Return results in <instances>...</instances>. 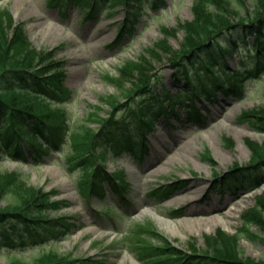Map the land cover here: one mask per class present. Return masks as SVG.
Here are the masks:
<instances>
[{
  "label": "rangeland",
  "instance_id": "rangeland-1",
  "mask_svg": "<svg viewBox=\"0 0 264 264\" xmlns=\"http://www.w3.org/2000/svg\"><path fill=\"white\" fill-rule=\"evenodd\" d=\"M51 1L0 0V10L10 12L15 22L24 24L29 43L51 57L52 67L60 64L64 73L62 84L70 89L72 96L66 107L68 127L72 131L84 129V126L99 130L100 125L91 119L97 116L109 118L112 113L107 106L109 99H115V103L121 105L119 109L140 101L143 95L127 91L132 79H123L122 84L111 79L117 76L118 68L129 61L138 62L148 49H156L150 64L153 70L147 74L148 90L156 86L170 96L183 95L185 86L189 84H184L181 78L185 69L193 83L200 85L193 74L200 66L197 63L192 68L189 65L191 59L210 54L216 56L214 60L220 65L222 63L214 44L195 52L185 60V66L179 61L175 68L166 51L156 47L164 43L169 49L179 48L184 38L180 26L194 19L193 0H143L139 23L131 17L132 7L136 9L134 0H76L78 5L67 4L66 8L65 2ZM119 1L132 7L128 9ZM161 1L163 4L160 5ZM217 1L223 10L230 8L233 11L229 16L234 19L236 15L245 17L254 12L256 1L264 3V0ZM93 9L96 10L90 15ZM163 30H168L169 35L165 36ZM243 32L242 29L238 34ZM252 39L249 37L246 41L249 48ZM241 47L239 52L245 53ZM226 64L220 73L228 77V72L233 70L234 59L228 58ZM232 82L229 80L225 89L230 88ZM241 87L240 97L218 90L211 99L204 98L210 91L201 89L200 97L191 98L198 110L195 121H186L187 110L177 108L174 102L167 108L164 104L163 108L168 112L178 111L180 119L171 116V125L165 123L163 117L156 120L155 127L147 133L144 156L125 155L107 162L108 170L112 173L123 171L129 184L131 205L128 209L118 208L124 213L121 216L102 211L103 207L111 205L112 200L83 201L75 185L80 171L74 168L67 174L58 164L60 152L51 153L40 164H34L30 159L27 163L17 162L1 153L0 173L14 172L20 174L29 186L48 192L57 190L59 194L55 198L68 201L69 206L53 212L51 216H72L80 222V227L64 240L39 250L23 254L15 250L12 253L1 251L0 264H8L13 257L32 261L47 250H56L74 259L92 257L108 264H140L131 252L123 249L129 243L138 244L140 236L134 240L129 236V239L125 238L126 244H116L127 232H137L139 226L157 231L171 246L188 254L192 253V247L203 253L207 237H213L219 231L235 235L239 231L242 214L253 207L258 195L264 193V184L244 192L225 189L229 185L233 187L227 175L235 165L245 168L251 164L252 153L245 140L258 145L264 143V131L251 125L262 117L256 112L264 108V72L255 80H243ZM187 89L191 92L189 87ZM189 103L187 97L182 106ZM244 113L249 116L242 117ZM184 183H192L191 187L197 189L196 193L189 195L192 199L188 203L183 194L189 185ZM159 184L170 188L174 194L158 204L147 197V193ZM8 202L9 199L1 200L0 205ZM144 208L154 213L143 211ZM143 237L160 245L157 238L146 234ZM238 247L243 258L264 264V246L258 240L248 236L239 238Z\"/></svg>",
  "mask_w": 264,
  "mask_h": 264
},
{
  "label": "trees",
  "instance_id": "trees-1",
  "mask_svg": "<svg viewBox=\"0 0 264 264\" xmlns=\"http://www.w3.org/2000/svg\"><path fill=\"white\" fill-rule=\"evenodd\" d=\"M256 3L254 12L245 17L236 15L234 19L229 16L233 11L230 8L225 10L220 8V2L217 0H194L192 10L194 19L180 26L184 38L179 48L172 50L163 45L164 43L157 44L156 47L166 51L175 68L179 61L184 62L185 66V60L195 52L214 44L217 45L221 65L214 60L216 56L210 54L196 60L191 59L189 65L192 68L197 63L200 66L194 70L195 76L199 78L204 76L209 79L208 83L218 86L220 84L226 86L229 79L236 85H239L245 76L255 79L264 71V3L260 4L257 1ZM133 12L135 17H139L138 10ZM242 29L244 32L238 34ZM163 32L165 36L169 35L168 30ZM248 36L253 37L250 48L249 44H245ZM239 43L243 44L245 53L237 52L241 46ZM230 49H234V53H231ZM155 54V48L148 49L138 62L129 61L118 68L117 76L111 79L117 84H122L123 79L125 81L132 79L127 91L132 90L137 96L143 95L139 102L124 106L120 115H115L121 105L115 103V99H109L107 103L112 112L110 117L97 116L91 119L101 126L98 131L86 126L84 129L72 131L68 127V112L65 106L61 105V101L71 98V92L62 84L64 73L60 64L52 67L51 57L47 53L45 55L37 51L29 43L24 24H16L11 13L1 9L0 147H3L5 154L13 159L25 160L28 154L35 162L47 157L51 151L62 150L66 169L72 171L73 167H77L81 171L79 186L83 193L88 191L92 195L103 197L105 189L102 184L105 181L116 192L120 187L115 185V178L105 172L106 159L108 156L123 152L142 151L145 147L143 143L145 132L154 124V114H151L150 110L158 105L155 112L160 113V104L166 97L164 92L148 90L147 74L153 70L150 69V64ZM227 56L235 60V67L230 70L229 79H225L219 72L222 64L227 63ZM183 72L185 80L191 82L192 79L189 76L187 78L188 71L185 69ZM213 75L216 77L215 80L211 78ZM200 82H203V78H200ZM191 84L194 85L193 82ZM226 92L228 91H224ZM256 113L262 117L251 125L263 132L264 108ZM247 116L249 115L246 113L242 115ZM193 118L194 114L189 113L188 119ZM245 142L252 153L251 164L245 168L235 165L227 178L233 187L248 190L264 181V143L258 145L254 141ZM64 145H67L66 151L62 148ZM169 192V188L159 186L150 194L159 200L167 198ZM56 193L55 190L49 193L42 188L29 186L20 174L0 173V201L9 199L5 206L0 205V249L4 247L12 250L15 246L34 245L42 247L72 231L76 226L72 218L51 216L52 212L57 211L63 204L67 205V202L52 198ZM119 199L124 201L121 197ZM144 233L157 238L160 245L145 239L141 235ZM138 235L140 242L134 246V251L144 264H261L241 256L238 239L248 236L264 246V193L258 195L253 207L242 214L240 228L235 235L219 231L213 237H207L203 253H199L195 247L191 248L192 255L177 250L151 228L139 229ZM26 240L28 242H25ZM8 264L101 263L89 259L75 260L61 255L56 250H47L36 255L32 261L14 257Z\"/></svg>",
  "mask_w": 264,
  "mask_h": 264
},
{
  "label": "bare ground",
  "instance_id": "bare-ground-1",
  "mask_svg": "<svg viewBox=\"0 0 264 264\" xmlns=\"http://www.w3.org/2000/svg\"><path fill=\"white\" fill-rule=\"evenodd\" d=\"M184 185L185 186H188L189 185L188 188L185 190V192L183 194V196H185V198H184L185 202L188 203L192 199V198L189 197V195H191L193 193H196L197 192V189L196 188L194 189V187H191V186H193L192 183L191 184L184 183ZM143 211H147V212L150 211L151 213H154V211H152L151 209H148V208H144Z\"/></svg>",
  "mask_w": 264,
  "mask_h": 264
}]
</instances>
